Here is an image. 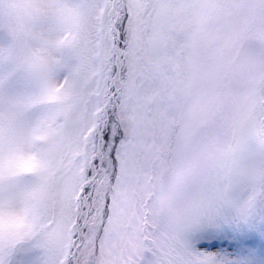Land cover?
<instances>
[{
    "label": "snow or ice",
    "instance_id": "snow-or-ice-1",
    "mask_svg": "<svg viewBox=\"0 0 264 264\" xmlns=\"http://www.w3.org/2000/svg\"><path fill=\"white\" fill-rule=\"evenodd\" d=\"M0 264H264V0H0Z\"/></svg>",
    "mask_w": 264,
    "mask_h": 264
}]
</instances>
